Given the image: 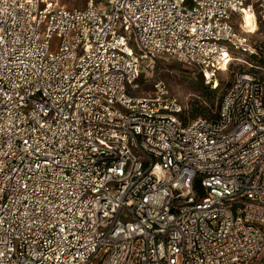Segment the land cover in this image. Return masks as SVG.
Wrapping results in <instances>:
<instances>
[{"label":"built area","instance_id":"obj_1","mask_svg":"<svg viewBox=\"0 0 264 264\" xmlns=\"http://www.w3.org/2000/svg\"><path fill=\"white\" fill-rule=\"evenodd\" d=\"M250 2L0 0V264L260 257L263 78L240 71L194 120L163 81L139 82L176 59L217 91L262 49L243 21L264 0Z\"/></svg>","mask_w":264,"mask_h":264},{"label":"rangeland","instance_id":"obj_2","mask_svg":"<svg viewBox=\"0 0 264 264\" xmlns=\"http://www.w3.org/2000/svg\"><path fill=\"white\" fill-rule=\"evenodd\" d=\"M91 0H61V5L68 10L85 9ZM249 5H253L256 11H260L259 0H252ZM99 8H106L107 1L102 4L98 3ZM233 23L240 28V22L234 18ZM245 28H249L252 39L262 47L261 56L264 58V16H258V24L247 22ZM241 30V29H240ZM134 49L139 53L136 46ZM245 63L235 62L231 69L227 72L220 73L218 80L220 87L217 91H213L210 86L206 85L203 76L196 67L188 66L176 59H164L156 67L154 71H146L141 74L139 82L143 83L145 77L151 78V81H163L170 91L171 95L176 98L184 109V118L186 120H194L198 118L214 119L220 109L222 98L232 83L234 77L240 71H252L250 65L258 66L262 70L259 71L260 77L264 80V63L260 58L254 59L243 57ZM248 65H247V64ZM153 85H145L141 88L139 94H146L153 91ZM253 264H264V251Z\"/></svg>","mask_w":264,"mask_h":264},{"label":"bare ground","instance_id":"obj_3","mask_svg":"<svg viewBox=\"0 0 264 264\" xmlns=\"http://www.w3.org/2000/svg\"><path fill=\"white\" fill-rule=\"evenodd\" d=\"M247 22H250L252 24L257 25L256 18L253 12L248 11L247 9L245 10V17L243 21V27L245 28Z\"/></svg>","mask_w":264,"mask_h":264},{"label":"trees","instance_id":"obj_4","mask_svg":"<svg viewBox=\"0 0 264 264\" xmlns=\"http://www.w3.org/2000/svg\"><path fill=\"white\" fill-rule=\"evenodd\" d=\"M258 58H260L261 60H263L262 62L264 63V58H262V56H261V51H260V54H259V56L258 57H254V59H258ZM252 69V71L253 72H255V73H260L259 71H261L262 69L260 68V67H258V66H254V68H251ZM212 89V88H211ZM213 90V89H212ZM212 93L214 92V90L213 91H211Z\"/></svg>","mask_w":264,"mask_h":264}]
</instances>
